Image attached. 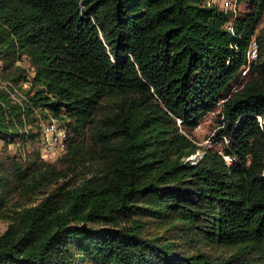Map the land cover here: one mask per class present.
Instances as JSON below:
<instances>
[{
  "label": "trees",
  "instance_id": "1",
  "mask_svg": "<svg viewBox=\"0 0 264 264\" xmlns=\"http://www.w3.org/2000/svg\"><path fill=\"white\" fill-rule=\"evenodd\" d=\"M235 2L0 0V264H264V0Z\"/></svg>",
  "mask_w": 264,
  "mask_h": 264
},
{
  "label": "rangeland",
  "instance_id": "2",
  "mask_svg": "<svg viewBox=\"0 0 264 264\" xmlns=\"http://www.w3.org/2000/svg\"><path fill=\"white\" fill-rule=\"evenodd\" d=\"M217 2L220 3L219 1H217ZM247 7L248 6L245 4L236 3L235 0L232 1V8H234V10H236V11L237 10L240 11V10H244V9L248 10ZM263 19H264V15H263L262 20ZM260 26H262V27L264 26L263 21L260 23ZM20 64H22L24 68L28 69V74H29V76L32 77L34 74V71L31 68L30 62L28 60H24ZM29 86H30V84H28V83H26L24 85L20 84V85L13 86L15 89L12 91V96L15 99H22V97H20V93L22 91L21 89L22 88L27 89V88H29ZM13 87H11V88L13 89ZM2 89L3 90L5 89L7 91L8 90V84L4 80H2L1 76H0V90H2ZM216 118H217V114H211L210 113V115H208L207 118L200 125H197L196 127H194L193 129L190 130V133H191L190 137L192 139H194L198 143V145L201 147L198 150V152L195 155H193L194 158L202 157L204 154V149H206V148L213 147V146L216 148H219L222 146V143L214 141V136H215V133L217 131L216 128L218 125ZM44 123H46V122H44ZM44 136L45 135L43 134V138H44ZM215 138H216V136H215ZM225 142H227V140H225ZM200 154H201V156H200ZM45 159L48 161H54V160H56V157L50 155ZM7 225H8L7 221L0 220V234L4 232V230L7 228ZM204 250L207 252L213 253V254L221 252V249H215L214 247H210V246H205Z\"/></svg>",
  "mask_w": 264,
  "mask_h": 264
},
{
  "label": "built area",
  "instance_id": "3",
  "mask_svg": "<svg viewBox=\"0 0 264 264\" xmlns=\"http://www.w3.org/2000/svg\"><path fill=\"white\" fill-rule=\"evenodd\" d=\"M208 3H216L217 1L220 2V4L224 8H232V1L233 0H207ZM258 56V44L254 40L250 46V49L247 54V60L249 63H251L254 59H256ZM247 70L246 68L243 71V75H247ZM211 114H214L212 112ZM43 129H44V138L42 141V153L45 158L48 156L52 155L54 157H59L64 151H65V144L64 140L66 137V131L63 128H60L58 123L56 122L55 119H52L50 121H47L46 123L43 124ZM201 156V154H200ZM226 160L231 162V158L228 155H224ZM196 157V156H195ZM194 156H191L188 158V160H194Z\"/></svg>",
  "mask_w": 264,
  "mask_h": 264
},
{
  "label": "clouds",
  "instance_id": "4",
  "mask_svg": "<svg viewBox=\"0 0 264 264\" xmlns=\"http://www.w3.org/2000/svg\"><path fill=\"white\" fill-rule=\"evenodd\" d=\"M262 119H260V121H261Z\"/></svg>",
  "mask_w": 264,
  "mask_h": 264
}]
</instances>
